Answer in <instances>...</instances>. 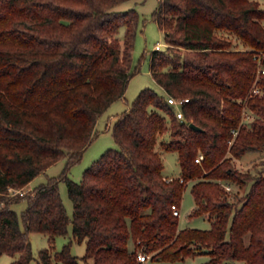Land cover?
Returning a JSON list of instances; mask_svg holds the SVG:
<instances>
[{"label":"trees","instance_id":"1","mask_svg":"<svg viewBox=\"0 0 264 264\" xmlns=\"http://www.w3.org/2000/svg\"><path fill=\"white\" fill-rule=\"evenodd\" d=\"M124 1L0 0V256L19 254L9 264H36L30 234L44 232L52 240L72 223L92 264H143L141 250L166 261L205 250L210 258L200 264H264V171L254 175L233 164L247 151L264 152V96L250 99L260 117L249 129L240 125L238 101L253 87L260 60L264 66L259 0H160L152 15L166 47L152 51L150 72L164 91L141 89L113 124L117 147L95 159L81 181L69 177L96 136L99 117L124 98L139 72L133 51L140 14L116 9ZM220 31L253 50L229 49L233 43ZM258 85L264 87V73ZM169 95L189 97L183 118ZM166 132L163 147L177 151L181 168L171 178L156 149ZM62 158L59 175L27 193H10ZM190 181L191 215L207 214L210 229L181 228L174 214L172 205L181 206ZM231 183L248 187L236 201L225 188ZM22 199L26 207L18 213L11 204ZM56 260L80 264L70 242L54 257L50 248L40 249L39 264Z\"/></svg>","mask_w":264,"mask_h":264},{"label":"rangeland","instance_id":"2","mask_svg":"<svg viewBox=\"0 0 264 264\" xmlns=\"http://www.w3.org/2000/svg\"><path fill=\"white\" fill-rule=\"evenodd\" d=\"M160 0H126L116 6V9L127 10L130 8H135L140 14V20L138 25V32L135 42V48L133 51V65L139 66V72L136 73L129 81L127 90L124 94V98H119L111 103V105L102 113L98 119L97 123V134L92 140V142L87 146L82 156V159L74 164L68 175L75 181H81L83 177L84 170L101 154L110 147H117V143L114 139L112 128L113 124L118 118V115L124 110L128 109L141 89L145 87H152L158 92H163V87L155 81L150 72V62L151 53L156 49V45L161 43V49L166 47L165 31L162 30L157 20L153 17V11L158 7ZM260 5L264 7V0H259ZM264 24V19L261 20ZM125 31V27L122 26L117 36L122 37ZM218 34L232 41L233 45L229 49L239 50V49H251L246 47L243 42L232 32L220 31ZM185 51L184 48H181ZM264 50V49H262ZM263 65L262 61L258 62V74L254 81V86H259L263 89V93L260 95L264 96V87L258 85L260 81V66ZM252 87V88H253ZM252 88L245 97L238 98V101L242 104V119L240 125L251 128L252 121L260 116L255 112V110L250 105V99L254 96L251 94ZM247 112L251 114L250 119L243 117V113ZM166 115V114H165ZM167 120L169 121V116L167 115ZM170 138L169 132L163 133L159 136L156 149L160 152L163 164L164 173L167 175L176 176L180 172V163L177 151L166 150L163 147V142H166ZM65 158L58 160L53 163L47 170V173H41L32 183V186L38 184L39 182L46 181L49 176L59 175L64 167ZM233 164L239 170L243 172H251L256 175L260 171H264V152L250 150L247 151L241 158L233 159ZM60 192L64 203L68 209L69 215L72 217L74 212L73 201L69 196L67 184L64 180L59 182ZM231 189L226 190L230 192V198L232 200H238L246 192L248 187H240L236 183L230 184ZM192 181H190L184 190L183 200L181 206H179L181 215L179 216V224L181 228L194 227L201 229L211 228V219L205 213L199 215H191L192 210L196 207L195 197L191 190ZM21 190V191H20ZM31 189H10V193H27ZM18 213L26 207V200L22 199L20 201L11 204ZM33 255L35 257L34 263L39 264V251L41 248L47 247L51 250V255H54L61 251L66 243H71V253L77 255L80 264H92V258H83L86 253V240L81 242L77 241L73 236V225L69 224L68 233L61 234L50 240L49 235L44 232H32L30 234ZM131 248H134V243L132 239L129 242ZM198 250H202L199 244H194ZM205 251V250H204ZM200 252L186 257L184 260L176 261H166L160 259H148L143 264H200L209 260L210 256L206 252ZM19 254L11 255L4 253L0 256V264H9L12 260L18 257ZM151 255V254H150ZM55 264H65L63 261L56 260ZM236 264H246L244 260H238Z\"/></svg>","mask_w":264,"mask_h":264},{"label":"built area","instance_id":"3","mask_svg":"<svg viewBox=\"0 0 264 264\" xmlns=\"http://www.w3.org/2000/svg\"><path fill=\"white\" fill-rule=\"evenodd\" d=\"M161 47V43L157 44L156 45V48H160ZM258 54L262 57L264 56V50H260L258 51ZM260 73H264V66L261 65L260 66ZM263 93V89L259 86H254L252 88V91H251V94H261ZM186 101H189V97H185V98H178L176 96H173V95H169L168 96V102L173 105L175 107V111H176V114L179 118H183L184 117V113H183V108H182V105L184 104V102ZM243 117L246 118V119H250L252 116L251 114L247 113V112H244L243 113ZM237 131H235L234 133H236ZM204 158V155L202 153H200L197 157H196V161L200 162L202 161V159ZM226 188L228 190L231 189V186L230 184L226 185ZM21 191V190H20ZM172 208L174 210V214L177 215V216H180L181 215V211H180V208L178 205L176 204H173L172 205ZM151 258V255L146 252V251H143L141 250L139 253H138V259L141 261V262H145L147 261L148 259Z\"/></svg>","mask_w":264,"mask_h":264},{"label":"crops","instance_id":"4","mask_svg":"<svg viewBox=\"0 0 264 264\" xmlns=\"http://www.w3.org/2000/svg\"><path fill=\"white\" fill-rule=\"evenodd\" d=\"M98 123V122H97ZM98 128H97V124H96V130H97ZM52 165V164H51ZM50 165V166H51ZM50 166H48L47 168H46V170L45 171H43V172H41V173H47V170L50 168ZM180 171H181V168H180ZM40 173V174H41ZM40 174H38V176L40 175ZM165 174V173H164ZM167 177H174L173 175H167V174H165ZM178 175H180V172H179V174ZM178 175H176V176H178ZM37 178V176L32 180V181H30L24 188L25 189H31V188H33L34 186H32V183L34 182V180ZM43 182V181H42ZM40 183V182H39ZM37 185V184H36ZM146 262V261H145ZM237 263V262H236Z\"/></svg>","mask_w":264,"mask_h":264},{"label":"water","instance_id":"5","mask_svg":"<svg viewBox=\"0 0 264 264\" xmlns=\"http://www.w3.org/2000/svg\"><path fill=\"white\" fill-rule=\"evenodd\" d=\"M189 126L196 130H203L199 125L195 124L194 122H190Z\"/></svg>","mask_w":264,"mask_h":264}]
</instances>
